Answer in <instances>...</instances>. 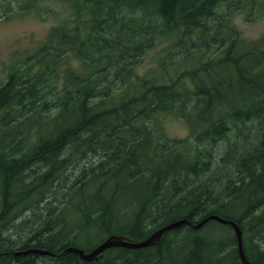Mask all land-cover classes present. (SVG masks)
Instances as JSON below:
<instances>
[{"label":"trees","instance_id":"1","mask_svg":"<svg viewBox=\"0 0 264 264\" xmlns=\"http://www.w3.org/2000/svg\"><path fill=\"white\" fill-rule=\"evenodd\" d=\"M63 1L67 24L50 30L32 63L12 65L0 86V264H242L230 226L193 228L210 215L236 222L246 258L264 264V36L245 41L227 0ZM241 7L260 12L264 2ZM162 42L156 71L135 74ZM167 116L186 122L185 138L161 135ZM256 121L258 147L231 161L227 151L220 163L235 173L220 178L208 149ZM201 145L208 149L194 155ZM75 164V182L57 204L54 190ZM203 172L192 186L189 178ZM43 209L41 224L15 245L10 231ZM182 218L190 223L151 247L109 248L94 261L67 251L88 252L111 234L140 241ZM27 248L51 254H18Z\"/></svg>","mask_w":264,"mask_h":264},{"label":"rangeland","instance_id":"2","mask_svg":"<svg viewBox=\"0 0 264 264\" xmlns=\"http://www.w3.org/2000/svg\"><path fill=\"white\" fill-rule=\"evenodd\" d=\"M227 1L230 2L229 5L232 4L230 7H227L228 4H226V10H228L226 13L230 16V22L237 27L245 41L257 40L264 36V8L259 12L257 8L251 9L248 7H241L242 0ZM262 1L264 2V0ZM26 3L29 4L27 0H0V86L7 81L10 74L9 69L12 65H28L32 63L34 61V56L42 50L46 43L50 30L62 24H67L69 21L71 12L70 9L66 7V3L63 0H36V6L32 8L26 7ZM224 8L225 5L218 10L225 12ZM139 16L140 13L135 14V17L138 18ZM216 16L218 15L216 14ZM165 49V42L156 43L143 57H141L139 63H137L135 67L134 73L138 75L147 73L153 74L154 71H156L159 59L165 53ZM179 57V59H181V56ZM177 59L178 57L175 58V60ZM69 62L79 68L75 59H70ZM159 121L162 124L160 126L161 129L159 130L164 138L181 139L185 138L189 133V128L183 120L167 116L159 118ZM151 123L152 121L148 122L149 125H152ZM238 125L240 126L241 133L232 130L229 132V137L227 139L222 138L216 141V143L209 149L204 145L196 147V150L193 153L195 155L198 151H202L203 148H207L215 161V163H213V168L215 166H220V178H224L227 174L234 176L235 173L234 166L229 165L225 168V165L220 163V159L224 154L230 150L227 160L231 161L232 155H236L238 158L243 151H248L250 153L255 150L258 147L255 144V132L264 127L263 124V127H260L257 121ZM240 134H246V136ZM246 139H248L247 142L245 141ZM160 141L166 142L167 144L171 143V145L173 144L172 142L167 141V139L161 138ZM234 142H237V144ZM194 155H192V157H194ZM90 159H93L92 155L88 157L87 161H90ZM80 162L83 165L86 163V160L83 159ZM76 167H81V165L78 166L75 164L71 167L69 170L70 174L67 176L64 183H61V185L55 188V194L52 196V199L57 201V204L59 202L64 204V201H66L63 195L66 193L68 186L75 182L73 179V173L75 172L74 170ZM206 175L207 173L205 172L201 173V177L197 182L196 179L191 176L189 179L193 184L192 186H195V183H199L206 179ZM218 180L222 179L218 178ZM217 183H215V185H217ZM38 214H40L42 219L37 222L36 217ZM35 216V218H31L30 214L24 215L22 221H29V224L27 225V228L22 227V232H19L22 230L20 228H14V231H10V233L14 235L13 241L15 245L20 244L24 238H26L24 236L27 235L28 230H30L31 233L41 224L44 220V209L42 212L37 210ZM22 221L17 222L20 223ZM211 226L212 225L205 227L202 233L205 234L212 230ZM216 229L220 233L222 232L217 226ZM222 233L224 235L232 234L228 231ZM259 238H262L259 242L264 244V233Z\"/></svg>","mask_w":264,"mask_h":264},{"label":"bare ground","instance_id":"3","mask_svg":"<svg viewBox=\"0 0 264 264\" xmlns=\"http://www.w3.org/2000/svg\"><path fill=\"white\" fill-rule=\"evenodd\" d=\"M227 2L228 1H226L225 4ZM229 3L230 2H228V4ZM221 6H223V4H219L218 6H216V11ZM198 48H201V47H198ZM210 220H214L220 224L227 225V226H230L232 228V231L234 232L236 242H237L236 248L238 251L239 259H240L242 264H250V262L246 258L244 251H243L242 230L236 224V222L229 220V219L222 218V217L217 216V215H210V216L204 218L203 220H201V222H199L198 224L194 225L193 228L199 229L205 223H207ZM189 223L190 222L188 221L187 218H182V219L176 220V221L171 222V223H169V224H167L161 228H157L156 230H154V232L151 235H149L148 237H146L145 239L140 240V241H133V240H129V239H127L121 235L111 234V235L105 237L103 240H101L97 244H95V246L88 252H85L83 249L76 248V247H69V248H67V251H71V252L78 254L79 257L84 261H94V260H97L98 258H100L102 256V253L109 248L142 249V248L151 247L161 238L163 233L177 229V228L183 226L184 224H189ZM111 242H115V243L110 245ZM106 243H108V245L106 247H101ZM123 244H127L128 246L123 245ZM18 254H22V255L35 254L38 256H44V255H50L51 252L49 250H44V249H37V248H29L28 249L27 248V250H24V251L20 250V252H18Z\"/></svg>","mask_w":264,"mask_h":264},{"label":"water","instance_id":"4","mask_svg":"<svg viewBox=\"0 0 264 264\" xmlns=\"http://www.w3.org/2000/svg\"><path fill=\"white\" fill-rule=\"evenodd\" d=\"M115 242H111L110 243V245H112V244H114ZM108 245V243H106V244H104L103 246H101V247H106ZM123 245H126V246H128L127 244H123Z\"/></svg>","mask_w":264,"mask_h":264}]
</instances>
